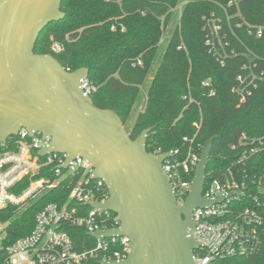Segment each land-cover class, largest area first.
I'll use <instances>...</instances> for the list:
<instances>
[{
    "label": "trees",
    "instance_id": "16d2710c",
    "mask_svg": "<svg viewBox=\"0 0 264 264\" xmlns=\"http://www.w3.org/2000/svg\"><path fill=\"white\" fill-rule=\"evenodd\" d=\"M181 1L62 0L65 17L43 30L35 52L53 54L69 71L87 67V79L96 88L90 94L94 103L116 111L133 139L155 126L147 140L149 152L178 148L183 158L191 145L184 140L188 137L194 138L201 154L205 142L214 137L207 179L210 173L222 177L239 153L232 145L238 144L242 134L264 135V84L244 102L232 91L238 76L246 75V64L257 63V70L264 69V36L250 34L246 24L237 26L240 18L228 21L227 14H235L239 7L247 23L264 25V0H235L237 4L231 6L230 0H187L161 55V40L174 17L172 8ZM212 16L221 19L223 44L216 41V45L224 62L207 44L206 18ZM53 40L62 44L61 51L51 50ZM207 79L212 80L211 86L203 84ZM144 98V109L136 118ZM16 139L10 137L0 152L15 151ZM245 168L248 188L258 194L264 186V154L253 156ZM28 184L29 179L23 180L14 192ZM69 190L68 183L62 182L24 207H10L3 214L4 219L10 218L5 244L28 234L43 205L65 201ZM67 231L78 249L94 242L82 227L70 226ZM212 264H264V248L254 255L219 258Z\"/></svg>",
    "mask_w": 264,
    "mask_h": 264
},
{
    "label": "water",
    "instance_id": "95a60500",
    "mask_svg": "<svg viewBox=\"0 0 264 264\" xmlns=\"http://www.w3.org/2000/svg\"><path fill=\"white\" fill-rule=\"evenodd\" d=\"M61 6L62 0H0V144L25 127L47 141L41 156L68 155L64 168L76 156L89 160L94 178L110 192L106 201L91 204L121 218L119 227L91 235L128 236L131 251L120 264H196L201 244L192 236V212L223 200L202 195L214 137L205 142L190 193L179 204L163 168L171 151L147 149L155 126L133 139L119 114L97 106L82 87L87 67L69 71L53 54L35 52L43 30L65 17Z\"/></svg>",
    "mask_w": 264,
    "mask_h": 264
},
{
    "label": "built area",
    "instance_id": "2783aa9c",
    "mask_svg": "<svg viewBox=\"0 0 264 264\" xmlns=\"http://www.w3.org/2000/svg\"><path fill=\"white\" fill-rule=\"evenodd\" d=\"M187 0H182L172 8L177 13V20L182 16ZM237 4L230 0L229 5ZM240 18L237 26L246 24L250 34L260 38L264 36V25L253 26L247 23L238 7L235 14H227V20ZM208 29L207 44L220 61L224 62L216 41L221 45L223 31L221 19L212 16L206 18ZM164 41L162 38L161 43ZM53 52L62 50V44L53 40ZM181 48V46H179ZM235 54V51L232 52ZM138 64L142 65L139 60ZM257 63L246 64V75L240 74L238 84L232 91L240 96L241 102L251 96L259 84H264V69L257 70ZM212 80L203 82L211 86ZM82 87L91 94L96 88L87 77L82 79ZM213 88L210 95H214ZM196 126H199L195 123ZM17 149L0 152V264H120L131 251L128 236L91 235L121 225L120 215L113 211L93 206L92 202H104L110 192L103 179L94 178V166L82 156H76L64 164L68 158L65 153L52 152L41 156L39 151L47 144L42 133L31 134L21 127L15 135ZM12 137V136H11ZM191 143L185 157L179 158L180 150H171L172 156L163 163L168 173L179 204H184L188 197L194 176H190L200 159L194 138L185 137ZM5 144V143H4ZM3 143L0 144L4 145ZM239 151L222 177L210 173L205 181L203 197L210 200L223 196L208 207H196L192 216L196 224L192 236L201 246L194 252L196 264H212L219 258L254 255L264 248V195L251 192L248 188L249 174L245 166L249 160L264 154V135L250 137L243 133L238 144L232 145ZM161 149L154 154H162ZM41 173L44 175L38 177ZM51 175V176H50ZM25 179L28 186L21 192L14 189ZM68 183L69 194L63 202L49 201L36 213L34 225L25 236L10 244H5L10 218L3 214L10 207H24L44 191ZM240 192V193H239ZM70 226L82 227L94 238V242L84 249H78L68 233Z\"/></svg>",
    "mask_w": 264,
    "mask_h": 264
},
{
    "label": "rangeland",
    "instance_id": "374dc122",
    "mask_svg": "<svg viewBox=\"0 0 264 264\" xmlns=\"http://www.w3.org/2000/svg\"><path fill=\"white\" fill-rule=\"evenodd\" d=\"M177 13H174V17H173V20H172V22L170 23V26L168 27V31H166L165 33H164V35H163V39H164V41L162 42V45H161V49H160V51H161V55L163 54V52H164V50H165V48H166V46H167V43H168V40H169V38H170V36H171V32H172V30L175 28V26H176V24H177V20H176V18H177ZM52 45H53V41L51 42V44H50V48L52 47ZM51 50H52V48H51ZM161 55H160V57H159V59H158V62H157V64L156 65H158L159 63H160V61H161ZM154 72V71H153ZM144 103H145V98H144V100L142 101V104L138 107V109L136 110V113H135V117L137 118L138 116H139V114L141 113V111L144 109Z\"/></svg>",
    "mask_w": 264,
    "mask_h": 264
},
{
    "label": "crops",
    "instance_id": "0c3cea01",
    "mask_svg": "<svg viewBox=\"0 0 264 264\" xmlns=\"http://www.w3.org/2000/svg\"><path fill=\"white\" fill-rule=\"evenodd\" d=\"M143 111V110H142Z\"/></svg>",
    "mask_w": 264,
    "mask_h": 264
}]
</instances>
